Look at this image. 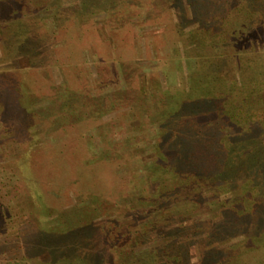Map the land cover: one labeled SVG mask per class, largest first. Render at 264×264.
Returning a JSON list of instances; mask_svg holds the SVG:
<instances>
[{
  "label": "rangeland",
  "instance_id": "rangeland-1",
  "mask_svg": "<svg viewBox=\"0 0 264 264\" xmlns=\"http://www.w3.org/2000/svg\"><path fill=\"white\" fill-rule=\"evenodd\" d=\"M240 2L196 0L195 14L189 0H0V263L134 264L152 249L158 257L136 264H210L201 248L220 264H233L235 254L244 264L264 261V247L241 255L230 246L240 235L203 241L197 229L152 224L150 198L165 181L153 170V145L178 124L163 117L168 93L203 79L212 88L218 57L227 79L241 76L249 89L264 79V0H247L262 17L246 14L243 32L230 25L220 33ZM211 41L218 47H202ZM13 179L23 187L17 194L4 187ZM87 212L95 219L85 220ZM10 215L19 216L26 235L11 236ZM63 222L69 230L85 226V253L82 245L60 249L68 234L51 231ZM257 224L252 230L264 239ZM177 242L185 248L180 258ZM24 244L31 246L26 259ZM125 244L134 249L126 260Z\"/></svg>",
  "mask_w": 264,
  "mask_h": 264
},
{
  "label": "trees",
  "instance_id": "trees-1",
  "mask_svg": "<svg viewBox=\"0 0 264 264\" xmlns=\"http://www.w3.org/2000/svg\"><path fill=\"white\" fill-rule=\"evenodd\" d=\"M195 1L189 0V4L196 14L199 8L195 7ZM233 10L239 12L235 15L229 12L227 17L223 18V26L220 27L221 34H224L222 31L230 25L234 34L243 32L244 25L248 23L247 15L251 18L253 15H256L255 18L257 15V18L262 17V14L257 13L247 3V0L240 2L231 9ZM216 43L211 41L202 47L213 45V48H217ZM199 45L197 43L193 51H197ZM197 58H202V56H197ZM221 60L219 57L215 60L221 66L216 64L217 62L213 64L218 68L219 77L212 78V81L216 82L212 88H206L209 84L203 79L200 84L193 85L190 91L183 92L177 89L175 92L168 93L171 104L168 110L164 111L163 117L175 118L178 124H174L168 130H163L161 140L153 145L158 148L153 170L160 172L167 183L163 181L157 184V193L150 198L154 209L152 212L156 216L152 224L165 222L180 225L182 227H176L179 232L184 229H197L206 235L203 241L207 239L212 241L222 235L224 237L220 239L225 238V235L243 236L244 238L239 243L230 245L240 248L238 252L243 255L252 250L260 251L264 247L262 235H257L252 230L257 223L258 226H264V79L256 87L254 85L249 89L246 85L247 79L241 76L227 79V73L221 69L227 64L225 65ZM207 61L202 62L204 69L210 63ZM226 81L229 85L225 84ZM177 91L186 94V97L177 98ZM254 97L260 99V104L252 102ZM18 181L21 180L13 179L11 185L5 184L4 187H10L7 192L17 194L23 190ZM90 194L88 193L86 198L80 201L82 203L88 201ZM92 200L97 203L100 201L98 198ZM162 202L167 203L165 207H160ZM64 212L66 211L58 210L57 216L63 215ZM94 213L87 212L83 217L86 218L85 220L89 217L95 219ZM18 217L17 215L7 217L14 226L11 236L17 238L23 236L22 232L26 235ZM66 224L67 222L56 224L55 231L50 229L59 238H62L64 234L72 233L71 238L68 239V235L62 238L63 247L60 249H63L66 244L82 245L79 250L85 253L84 251L88 249L84 246V239L89 235L80 230L85 226L78 224L74 226L75 229L69 230ZM145 226L143 232L148 230L150 224L146 223ZM144 237L139 236L135 242L141 243ZM180 244H176V253H173L177 254L178 258L182 256L185 249L179 246ZM30 247L25 244L21 246L23 259L29 256ZM120 247L122 248H120L122 250L120 256L124 260H126L125 257H132L133 247L128 248L126 244ZM202 249L200 251L201 255L204 253L203 263L208 259L210 264H220L215 260L216 257L208 256L209 252L206 248L203 252ZM136 256L138 260L134 264L141 263L148 257V259L158 257L159 254L156 250L150 249V252ZM103 257L101 255V258ZM235 257L237 258V254L234 255V259L231 258L233 264H244ZM165 258H168L167 255ZM13 259L14 256L10 261L12 262ZM248 260L249 262L245 264H263L264 262L252 257Z\"/></svg>",
  "mask_w": 264,
  "mask_h": 264
}]
</instances>
